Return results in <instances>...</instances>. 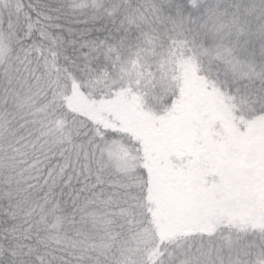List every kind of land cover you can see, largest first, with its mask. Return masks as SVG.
Segmentation results:
<instances>
[{
  "label": "snow or ice",
  "instance_id": "6c2138e0",
  "mask_svg": "<svg viewBox=\"0 0 264 264\" xmlns=\"http://www.w3.org/2000/svg\"><path fill=\"white\" fill-rule=\"evenodd\" d=\"M0 264H264V0H0Z\"/></svg>",
  "mask_w": 264,
  "mask_h": 264
}]
</instances>
